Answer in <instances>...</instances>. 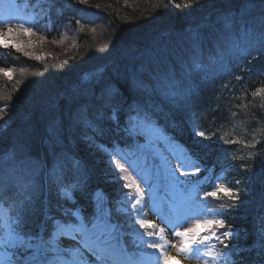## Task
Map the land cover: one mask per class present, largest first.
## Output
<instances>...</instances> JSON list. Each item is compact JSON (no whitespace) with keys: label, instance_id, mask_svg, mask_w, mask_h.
Instances as JSON below:
<instances>
[{"label":"trees","instance_id":"trees-1","mask_svg":"<svg viewBox=\"0 0 264 264\" xmlns=\"http://www.w3.org/2000/svg\"><path fill=\"white\" fill-rule=\"evenodd\" d=\"M47 2L33 31L49 44L20 45L17 51L0 40V69L12 70L10 79L0 71V202L12 217L26 201L25 231L48 237L46 215L70 219L63 209L77 207L88 215L94 210L93 194L100 191L111 221L128 233V246L136 247L129 233L138 228L136 217H128V206L119 210L129 190L111 164L117 149L134 143L108 120L103 102L84 94L97 78L135 71L158 89L144 98L157 124L201 169L192 174L201 181L193 207L225 213L201 217L225 221V228L215 230L218 235L230 229L239 233L238 239L225 241L228 249L210 241L214 252L239 248L232 257L237 264H264V94L253 95L264 89V0ZM216 11L231 17L212 30L198 28ZM88 121L98 125L96 130ZM106 131L113 132L104 141ZM25 145L39 162L34 174L19 158H3ZM63 153L78 159L83 169L85 191L74 194L75 204L60 198V185L50 175ZM135 172L141 173L138 166ZM217 177L239 199L223 193L206 197Z\"/></svg>","mask_w":264,"mask_h":264},{"label":"snow or ice","instance_id":"snow-or-ice-1","mask_svg":"<svg viewBox=\"0 0 264 264\" xmlns=\"http://www.w3.org/2000/svg\"><path fill=\"white\" fill-rule=\"evenodd\" d=\"M11 23L10 20L0 21L2 26H8ZM18 28L29 35L33 34L32 29L26 27L24 22H19ZM13 31L12 27H7L8 36H11ZM4 35L5 33H0V37ZM3 47L7 48L9 45L4 43ZM11 47L20 51V45L13 44ZM0 71L3 70L0 69ZM5 74L11 78V69ZM84 94L103 102L102 108L108 111V120L133 141L136 152L145 159L147 174L139 177V183L136 178L135 163L126 159L124 154L114 152L111 164L115 165V170L121 173L118 179L123 181L122 187L128 189L129 193H134V195L125 194L124 199L120 201L123 207L119 209L125 211L127 205H131L127 215L129 218L133 215L136 217L135 225L139 229V232L135 233L139 238L138 242L134 241V243L137 249H143L146 246L152 251H140L139 259L136 260L127 256L124 237L128 233L123 232L120 226L111 221V210L106 207L107 198L102 192L97 191L93 194L94 210L88 215H85L79 207L63 209V216L71 215L70 219L62 220L46 215L45 219L51 222L48 237L42 233L32 234L25 231L27 202L22 201L16 208L12 224L6 225L8 229L6 235L0 236V260L6 264H172L173 261L175 264H180L183 258L195 260L198 264L199 262L237 264L232 257L234 254L238 255L241 249L236 248L235 252L229 250L223 254L215 253V245L209 244V241H219L228 249L229 244L225 241L238 239L239 233L230 229L218 235L215 230L225 228V221L201 217L205 215L219 217L225 213H205L199 208L192 207L189 202L195 199V189L189 191L181 187L186 181L175 175L177 171L180 176H188L190 172L198 173L201 169L197 166V161L186 149H182V154L177 159L179 168L172 169L170 162L159 151V144H170L175 141L158 126L149 110L150 106L145 102V97L158 94L157 87L134 71L131 74L125 72L123 76L117 74L108 79L97 78L94 84L84 90ZM257 94H264V89L259 90V93H253V95ZM130 96L132 99H129ZM2 111L0 109V112ZM121 117H123L122 128ZM87 124L88 127L96 130L93 122L88 121ZM56 135L57 131L53 128L51 138L54 140ZM195 135L204 137L205 133L196 131ZM137 138H143L146 142L140 143ZM234 142L229 141V143ZM3 158L13 162L19 158L21 163L30 166L33 174L39 166L38 161L32 160L26 145L9 150L3 154ZM157 159L159 163L156 162ZM50 175L60 185L59 193L62 200L75 204L74 194L76 192L83 194L85 191L82 165L78 159L67 153L57 158V163L53 166ZM65 180H67L66 183ZM9 184L14 186L11 185V178H9ZM141 184L145 187L141 188ZM158 192L172 196L175 202L166 200L164 196L157 197ZM146 193L147 201L144 199ZM221 193L230 199H239L238 195L231 188L220 183L217 177L214 190L208 191L205 196L219 198ZM157 199L162 202L160 213L156 212ZM164 204H167L172 219L164 214ZM145 207L159 217L160 224L163 226L143 218ZM190 220L195 221L194 227L187 226ZM179 228L184 230L180 231ZM166 229L180 240L179 247L171 244V247L176 249V255H170L167 251L169 242L165 235ZM145 236L148 239H144ZM261 238L264 239V229L261 230ZM63 239H68L71 243L63 246Z\"/></svg>","mask_w":264,"mask_h":264},{"label":"rangeland","instance_id":"rangeland-1","mask_svg":"<svg viewBox=\"0 0 264 264\" xmlns=\"http://www.w3.org/2000/svg\"><path fill=\"white\" fill-rule=\"evenodd\" d=\"M27 5L28 4L24 3L21 0H18V1H16V0H0V9L3 8V12L0 11V21H9V20L12 21V23L8 26L12 27L14 30L13 34L11 36H8L7 35V27L8 26L0 25V33H5V35L2 37L5 42L15 41L19 45H28L29 47L34 46V48L40 47L42 45V39L35 38V40H33L26 35L27 33H25L24 31H22L18 28L19 22H24L26 27H28V24L30 23V21L33 18L32 11H29V13H28L26 10ZM262 14L264 15V12ZM218 21H221V20H218ZM201 26L202 25L200 23L198 28H201ZM6 72H8V71L6 70L5 73ZM7 76L9 78V75H7ZM158 148H159L160 153L170 162V166L172 169L179 168V164L177 163V159L181 155V153L178 151L177 148H172V150L168 151V150L164 149L162 144H159ZM175 175L180 178L179 171H177L175 173ZM191 190L192 189H190L189 191H191ZM176 198L178 199L179 197H176ZM144 199L146 201L148 200V196L146 194L144 196ZM169 200H170V202H173V203L175 202L173 200L172 196L169 197ZM163 211H164V214L169 217V219H172V216L168 212L167 204L163 205ZM156 212L157 213L161 212V205L159 203H158V205H156ZM3 217H5V216H3ZM143 218L146 220L155 221L157 225L163 226L160 224L159 217L157 215H154L152 212H150L148 207H145V210L143 213ZM4 221H5V219H4ZM5 226H6V224H5ZM5 226H4V234L0 235V236L6 235L8 229ZM187 226L188 227H194L195 226L194 220H190L188 222ZM178 230L183 231L184 228H179ZM165 235H166V239L169 242V247L167 248L168 253L170 255H176V249L171 247V244H175L177 247H179V244H180L179 238L175 237L174 235H171L167 229L165 230ZM62 243H63V246H67L71 242L68 239H63ZM157 255H158V253H157ZM174 262L175 261H173L172 263H174ZM0 264H6V262H3L2 260H0ZM180 264H198V262L195 260H185V259L181 258ZM199 264H202V262H199Z\"/></svg>","mask_w":264,"mask_h":264}]
</instances>
